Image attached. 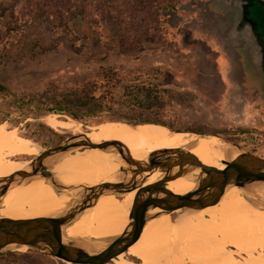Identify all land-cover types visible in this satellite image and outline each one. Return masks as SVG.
<instances>
[{"label":"rangeland","instance_id":"obj_1","mask_svg":"<svg viewBox=\"0 0 264 264\" xmlns=\"http://www.w3.org/2000/svg\"><path fill=\"white\" fill-rule=\"evenodd\" d=\"M49 1L0 0V10L13 7V13L6 11L0 18V137L13 132L41 151L75 133L65 125L66 117L76 120L82 132L102 133L97 125L112 131L126 112L160 120L173 128L155 124L174 130L218 133L264 157V100L251 92L240 94V103L246 106L241 119L229 114L228 101L216 100L223 86L212 74V55L203 39L212 41L223 54L231 53L232 46L223 12L210 7L212 0ZM59 1L82 9L73 17L74 27L70 22L58 24L54 5ZM251 20L264 60V9L258 6ZM262 63V75H252L253 81L264 83ZM109 70L117 80L91 89L92 82ZM108 87L113 102L104 106L93 97ZM69 93L86 98L81 102L77 97L66 99ZM129 95L143 96L145 101L128 105L123 96ZM33 156L20 153L12 160L27 161ZM166 188L184 193L168 183ZM176 210L185 222L194 224L189 208ZM13 249L10 246L0 253V264H67L50 255ZM129 253L107 263L132 258L140 264L138 256ZM244 255L231 254V262L219 259L221 264H244Z\"/></svg>","mask_w":264,"mask_h":264},{"label":"bare ground","instance_id":"obj_2","mask_svg":"<svg viewBox=\"0 0 264 264\" xmlns=\"http://www.w3.org/2000/svg\"><path fill=\"white\" fill-rule=\"evenodd\" d=\"M66 119L65 125L75 132L73 134H85L94 142L116 139L138 160L145 159L154 150L183 147L189 149L202 163L222 168V160L239 155L238 149L218 136L199 137L195 133L155 123H139L153 127H135L137 123L125 121L114 124L112 131L101 123L97 126L104 130L102 133L99 130L82 132L76 120ZM122 128L124 130H120ZM39 152V148L24 138L7 131L0 137V178L22 169L28 163L24 159L12 160L16 155H36ZM46 165L58 183L92 186L120 177L117 171L124 163L113 151L78 148L51 156L46 160ZM159 175L160 172L154 173L147 183L155 181ZM166 183L184 192L195 186L194 181L182 176ZM81 191L82 188L77 187L56 192L43 177H28L22 183L10 187L7 196L0 202V216L14 219L55 216ZM253 194L264 199V184L249 189L227 187L216 203L202 209L189 208L194 217L192 225L185 222L178 210L155 216L148 220L140 237L128 249L138 256L140 264H221L220 259L230 261L234 253L245 254L244 264H264V252L260 248H264V206L253 199ZM133 195L134 191L101 196L95 205L85 209L74 223L64 229L65 237L92 242L96 246L99 244L93 250L99 249L104 245L102 241L116 237L125 230ZM227 245L231 249H226ZM178 246L180 250L175 251ZM26 249L25 245H18L19 251L26 252ZM113 261L115 264H139L132 258Z\"/></svg>","mask_w":264,"mask_h":264},{"label":"water","instance_id":"obj_3","mask_svg":"<svg viewBox=\"0 0 264 264\" xmlns=\"http://www.w3.org/2000/svg\"><path fill=\"white\" fill-rule=\"evenodd\" d=\"M261 3L264 4V0ZM224 25L227 26L225 21ZM117 119L133 122L125 118ZM185 131L195 133L199 137L218 136L238 149L239 155L230 160H222V168L202 163L189 149L183 147L154 150L145 159L138 160L116 139L94 142L85 134L72 133L58 144L41 149L38 154L27 160L28 163L22 169L0 178V202L7 196L10 187L35 175L43 177L56 192H66L77 187H81L82 191L55 216L23 219L0 216V253L10 246H14L13 250H18V245H25L27 251L50 255L74 264H106L126 251L140 237L149 219L179 208L202 209L216 203L224 190L230 186L249 189L254 185L264 184V157L218 133ZM78 148H98L118 154L124 163L117 171L120 177L92 186L58 183L54 173L46 165V160L58 153ZM156 172H160L157 179L147 183ZM179 176L194 181L195 186L184 193L168 190L166 182ZM133 191L128 225L122 234L102 241L101 244L104 245L95 250L93 249L99 244L96 246L92 242L65 237L64 229L74 223L85 209L95 205L101 196ZM252 196L264 206V199L256 194ZM156 208H160L159 211H154Z\"/></svg>","mask_w":264,"mask_h":264},{"label":"flooded vegetation","instance_id":"obj_4","mask_svg":"<svg viewBox=\"0 0 264 264\" xmlns=\"http://www.w3.org/2000/svg\"><path fill=\"white\" fill-rule=\"evenodd\" d=\"M262 0H212L210 7L219 9L223 12L224 21L226 22V35L234 36L239 43L231 48V53L235 57V63H238L241 75L247 82L246 86L254 90L258 97L264 100V83L258 80L253 81L252 75H262L263 56L258 51L259 38L257 28L251 17L254 15L258 6L264 9ZM264 28V27H263ZM59 143V142H58ZM57 143V144H58ZM178 248V247H177ZM176 248V249H177ZM175 249V250H176ZM136 255L131 250L121 252L125 255ZM116 260V259H114ZM135 261H138L134 259Z\"/></svg>","mask_w":264,"mask_h":264},{"label":"crops","instance_id":"obj_5","mask_svg":"<svg viewBox=\"0 0 264 264\" xmlns=\"http://www.w3.org/2000/svg\"><path fill=\"white\" fill-rule=\"evenodd\" d=\"M227 38L232 47L236 46L239 43L238 39L234 36L227 35ZM199 40H201L200 37ZM203 40L204 44L208 48V52L212 55L211 62L214 69L212 74H214L218 82H220L223 86V88L216 94V100L221 103L228 101V107L230 109L229 114H235L238 118L241 119L242 114H246V106L240 103L239 95H243V93H245L246 95L250 92L255 94V91L249 89L246 86L247 82L245 81L241 73H239V65L238 63H235V57L232 53L226 52V54H223L217 47L214 46L212 41L207 38H204ZM238 78H240V80ZM254 96L258 95L255 94ZM216 104L218 103L216 102ZM240 121L242 122V120Z\"/></svg>","mask_w":264,"mask_h":264},{"label":"trees","instance_id":"obj_6","mask_svg":"<svg viewBox=\"0 0 264 264\" xmlns=\"http://www.w3.org/2000/svg\"><path fill=\"white\" fill-rule=\"evenodd\" d=\"M46 1L50 2L49 0H46ZM12 8L13 7L11 5L3 7L0 10V18L6 16V13H5L6 11H10L11 13H13ZM54 10L59 12L58 15H56V17L58 16L57 22L60 26H62V25L68 26L69 22H70L73 27L77 24V21L76 20L74 21V18H75L74 16L83 12L80 7L70 6V5H68V3L66 1H59V3H55ZM11 15H13V14H11ZM115 79H116V77H114V74L112 73V71H110V70L105 71L104 74H102L100 78H98L96 81L92 82L90 87H91V89H98L99 87H101L105 84H111L112 80H115ZM70 94L71 93L66 94L65 98L67 99V98H71V97L72 98L77 97L79 102L85 100V98H86L83 96L78 97V95L71 96ZM87 94H89V93L87 92ZM93 98L98 99L101 102V104H103L104 106H110V103L113 102V92L111 91V87L110 88L108 87L107 89L102 91V93L98 97H93ZM123 98H124V101L126 104L133 105V106L138 105V104H143V102L145 101V97H143V96L140 98L137 96L133 97L132 95H129V96H123ZM104 99H105V101H103ZM57 110H59L58 113L61 111L60 109H57ZM52 113H54V112H52ZM123 114H124L123 116L125 119L133 121L132 124L138 123V122H140V123H145V122L163 123V124H166L169 127L173 128L171 125H169L165 122H162L160 120L151 119L148 117H142V116L132 114V113H131L132 115H129L126 112H124Z\"/></svg>","mask_w":264,"mask_h":264}]
</instances>
